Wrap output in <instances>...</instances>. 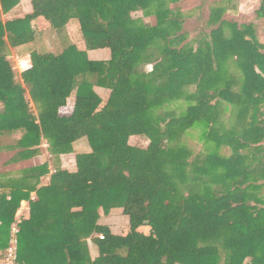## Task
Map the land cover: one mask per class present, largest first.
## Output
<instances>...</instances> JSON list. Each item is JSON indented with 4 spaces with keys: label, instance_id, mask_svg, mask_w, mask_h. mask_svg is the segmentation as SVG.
<instances>
[{
    "label": "trees",
    "instance_id": "trees-1",
    "mask_svg": "<svg viewBox=\"0 0 264 264\" xmlns=\"http://www.w3.org/2000/svg\"><path fill=\"white\" fill-rule=\"evenodd\" d=\"M184 1L32 0V14L0 18V150L16 165L45 142L55 160L46 186L48 162L0 173V251L26 201L21 264H264V45L256 24L225 17L236 0H200L205 28L188 40ZM18 4L0 0L1 13ZM255 16L264 24V0ZM39 21L57 31L76 21L85 49L33 48L18 75L6 44L35 43ZM100 49L108 60L88 58ZM80 140L89 151L68 172L59 156ZM113 210L128 217L127 236L99 224ZM142 225L151 238L136 232Z\"/></svg>",
    "mask_w": 264,
    "mask_h": 264
},
{
    "label": "crops",
    "instance_id": "crops-1",
    "mask_svg": "<svg viewBox=\"0 0 264 264\" xmlns=\"http://www.w3.org/2000/svg\"><path fill=\"white\" fill-rule=\"evenodd\" d=\"M31 1L32 0H19V4L7 14L1 13V10H0L1 20L3 22H6L9 20L17 19V18H23L27 15L32 14ZM260 22H262V21H259V23ZM38 23L42 24V22H40V21ZM63 30L65 32L67 31L69 38H70V36H72L74 34L77 35V31L79 30L77 27V22L76 21H70L65 26V28L60 30V32H62ZM42 35H44V34L43 33L38 34L36 41L40 40V38H42L41 37ZM70 44H74V43L72 42ZM33 46H34V43L28 44V45L19 47L18 50H21V49H24L27 47H33ZM79 48H82V45L79 46ZM82 49H85V47H83ZM87 55H88V58L90 60H93V61L108 60L110 57L109 51L106 49L88 51ZM8 60L11 62V65H12L14 71L18 75H20L23 71L18 70L17 64H19L20 62H29L30 63L29 53L27 56H25L23 58L17 57L16 60L14 59L15 60L14 64H13L14 60L12 59L11 56L10 57L8 56ZM94 91L102 99H103V96L105 94L104 92H107V97H108V91L107 90L96 87V88H94ZM102 94H103V96H102ZM73 104H74V95H71V97L67 100L66 106L62 110V112H63L62 114H70L72 112V109H73ZM30 106L32 107V105H30ZM1 112H2V106L0 105V114H1ZM3 136L10 137L13 140H17L21 137V133L15 132V133H12L10 135L8 133H5ZM77 144H83V147H78V149H77V146H76ZM74 146H75L74 150L77 151L76 153L70 154V155H60V157H59V162H60L61 168L66 170V171H69V172H74L76 170L75 155L78 152L89 151V148H88L85 140L78 141L77 143L74 144ZM39 149H40V151H39L38 155L35 156L33 159L28 160V161H22L16 165L11 164V163L7 164L10 161V159L15 155V152L5 150V149L0 150V173L15 174L20 169L31 167V166H36V165L42 164L44 162H48V174L42 179V186H46L49 179H50L51 172L55 171V169L52 166L53 162L55 160L53 159V155H50L48 146L45 142L42 143V145L39 147ZM65 157H68V158L71 157L72 162L69 163V165L67 163H65V159H64ZM30 198L35 199L36 198L35 194L32 193ZM28 216H29V204H28V202L23 201V202H21L20 208L15 215V222H18V221L21 222L22 220L27 219ZM99 224L108 227L110 229V231L112 232V234H115V235L127 236L130 233L129 219L127 216L123 215L121 210H113L108 215H104L102 212H100ZM136 232L139 235H141L143 237V239L151 238V236H152L150 229L145 225L138 227L136 229ZM88 247H89V251H90L92 258L97 257L98 256L97 248L90 242H88Z\"/></svg>",
    "mask_w": 264,
    "mask_h": 264
},
{
    "label": "rangeland",
    "instance_id": "rangeland-1",
    "mask_svg": "<svg viewBox=\"0 0 264 264\" xmlns=\"http://www.w3.org/2000/svg\"><path fill=\"white\" fill-rule=\"evenodd\" d=\"M210 0H208L209 2ZM235 9L232 11H228L225 15L226 18L236 20L238 22H250L256 24L257 27V34L260 42L264 45V24L263 22L259 23V20L255 16V11L259 8L260 0H236L235 1ZM200 6V0H185L181 4V10L184 15V29L189 33V38L188 40L193 39L198 33L197 31L200 28H205V23H206V17L208 14L207 9H204V12L202 13L203 16V21H199V10ZM133 16L137 18L143 19L145 23H148L150 25L155 24V19L154 17L150 18H142V15L140 13L133 14ZM77 27L79 29V26L77 24ZM65 28V27H64ZM36 31L41 34L43 33L40 38V40L36 41L34 43L33 47H27L21 50H18V48H12L9 46V44H6V52L7 55L12 57V59L16 60L18 58H23L28 55V52L35 48L39 52H51V53H60L63 48L70 43H74L77 48L82 45V48L84 47V40L82 37V34L80 32V29L77 31V35H72L68 36L67 31L65 32L64 30L62 32L50 29L46 26V24H41L37 25L35 27ZM82 48H79L83 50ZM17 56V57H16ZM15 60L13 64L15 63ZM16 65V64H15ZM19 64H17V67ZM149 69V67H147ZM103 99L106 100L107 98V92H104ZM184 143L186 146L193 152L196 153L200 151L201 146L200 144H197L196 141H193L190 138H185L183 139ZM129 144L132 146H137V147H145L148 142L144 138L140 137H131L129 139ZM77 149L78 147H83V144H77ZM73 146V152L69 154H63V155H70L74 154L77 151L74 150ZM50 153V152H49ZM50 155H52L50 153ZM60 157V156H59ZM65 163L69 165V163L72 162L71 157H65ZM69 172V171H68Z\"/></svg>",
    "mask_w": 264,
    "mask_h": 264
},
{
    "label": "built area",
    "instance_id": "built-area-1",
    "mask_svg": "<svg viewBox=\"0 0 264 264\" xmlns=\"http://www.w3.org/2000/svg\"><path fill=\"white\" fill-rule=\"evenodd\" d=\"M18 70H22L23 72L30 69L29 62H20L19 66L17 67ZM55 171L51 172V175L54 174ZM20 221L15 222L12 225L11 232H10V239L6 249L0 251V264H21L18 260V225ZM102 239V236H100Z\"/></svg>",
    "mask_w": 264,
    "mask_h": 264
}]
</instances>
